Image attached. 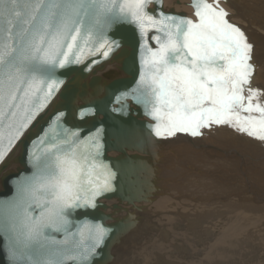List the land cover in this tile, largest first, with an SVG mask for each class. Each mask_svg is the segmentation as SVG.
Masks as SVG:
<instances>
[{"label":"snow or ice","instance_id":"obj_1","mask_svg":"<svg viewBox=\"0 0 264 264\" xmlns=\"http://www.w3.org/2000/svg\"><path fill=\"white\" fill-rule=\"evenodd\" d=\"M153 2L0 0V162L59 91L56 70L89 56L108 59L118 45L107 33L120 23L137 25L145 37L137 102L157 121V137L198 136L215 124L264 141V93L251 87L253 47L219 0H195L198 22L163 13L154 18L147 12ZM150 31L157 33L155 48L147 43ZM77 135L58 139L52 129L41 138L32 153L36 174L21 184L19 202L0 208V230L15 233L22 264H87L107 235L91 225L68 231V213L95 208L97 198L113 190L115 175L98 159L99 134L87 141ZM50 232L65 238L57 241Z\"/></svg>","mask_w":264,"mask_h":264},{"label":"water","instance_id":"obj_2","mask_svg":"<svg viewBox=\"0 0 264 264\" xmlns=\"http://www.w3.org/2000/svg\"><path fill=\"white\" fill-rule=\"evenodd\" d=\"M189 1L186 5L192 9L191 15L166 6V0H154L147 12L157 19L163 13L198 22L195 0ZM206 2L215 4L216 0ZM245 2L219 0V9L228 14L229 23L246 34L243 25L236 22L247 12ZM174 4L180 5L181 0H175ZM155 35L154 31L147 34L149 47L155 48ZM107 39L118 45L108 59L102 55L89 56L81 64L56 70L55 77L62 81L59 91L0 162V208H7L19 202L21 184L36 174L32 153L52 129L61 134L58 139L67 133L78 134L77 140L87 141L99 134L103 147L98 159L115 174L111 181L113 190L98 197L95 208L81 207L68 213L69 234L83 225L100 226L107 232L103 244L95 249L87 264H117L123 246L143 227L148 228L154 217L162 216L151 208L157 201L165 197L189 199L186 194L173 193L178 189L166 178L164 168L170 159L178 157L177 145L185 144L183 152L189 147H205L203 129L198 136L187 132L167 138L155 135L157 121L143 103L137 102V97L142 95L140 79L145 43L139 27L130 23L114 25ZM97 60L100 62L96 63ZM252 63L254 68L259 66ZM257 86L253 81L251 87L260 89ZM178 181L185 183L183 177ZM38 214L36 210L34 215ZM15 215L19 227L22 209ZM49 235L57 241L65 238L63 232ZM19 254L15 233L7 228L0 230V264H22Z\"/></svg>","mask_w":264,"mask_h":264},{"label":"rangeland","instance_id":"obj_3","mask_svg":"<svg viewBox=\"0 0 264 264\" xmlns=\"http://www.w3.org/2000/svg\"><path fill=\"white\" fill-rule=\"evenodd\" d=\"M174 2L175 0H166L167 6H172ZM184 7H186L187 10H185ZM183 10L189 13L192 11L187 5L183 6ZM262 76H264V74L258 75L255 72L253 81L254 84H257V87L261 89L256 90L264 93V83L263 79H261ZM260 101L261 104L264 105V96L259 98V102ZM203 131L206 138L204 139L206 140L205 143L204 141L203 143L208 146L207 149H194V147H192V150L191 147H189L187 150H189L191 154L189 151H186V154H183L182 152L185 151V149H183L185 144L180 146V150L177 145L175 149L178 150V157L172 158L164 168V170H166L164 172L166 178L170 183L172 182L171 185L178 184L176 186L178 191L173 193L179 195L184 193L183 195H188L189 199L173 200L169 197H165L159 200V203L157 202V204L154 205V208L156 212L162 213V216L154 217L150 221L148 228L143 227L134 239H131L123 246L119 251L120 257L117 264H264V210L253 211L249 209V205H251L249 204V200H256L254 196L255 194L262 195L261 198L264 199V141H261L254 136H249L243 131H237V129L229 125L213 124L209 128H204ZM251 149L252 151H257V154L254 151L251 152L255 153L253 155L256 158L250 153ZM195 150L198 151L196 152ZM225 152H228V154H225ZM240 152L242 154L241 156ZM193 153H196L197 156ZM192 154L193 156L191 157L190 155ZM256 155L261 156H258L259 161L257 160ZM180 156H182L181 160ZM243 156H246L247 158L249 156V158L247 159ZM231 157L234 160L228 159ZM202 159H204V161ZM206 159L208 162L205 161ZM218 159H227L232 161V163L228 162L231 165H227L228 167L225 168L223 164L227 162L223 161V166L221 167V164H215ZM213 163L215 166L212 165ZM239 163H241V165ZM177 167H179V169ZM217 167L219 168L217 169ZM176 169L180 171H175ZM209 169H212L214 173L212 170L211 172L213 174L209 172ZM235 169L237 170L234 172ZM169 170H172L171 172L174 174ZM167 173L177 176L174 178L173 175L171 176ZM169 176L173 178L171 179ZM181 177L186 180V183H180L178 181ZM227 177L229 180L226 179ZM194 183L197 185H194ZM182 184L184 187L181 186ZM179 188L182 190L180 189V191ZM189 188L190 190H186ZM243 201H246V203ZM263 206L261 205V207Z\"/></svg>","mask_w":264,"mask_h":264},{"label":"bare ground","instance_id":"obj_4","mask_svg":"<svg viewBox=\"0 0 264 264\" xmlns=\"http://www.w3.org/2000/svg\"><path fill=\"white\" fill-rule=\"evenodd\" d=\"M264 0H246V2H245V8H246V11L247 12H245V16H244V18L243 19H238V20H236V22L237 23H241L242 25H243V27L245 28V30L247 31L246 32V37L248 38V42L252 45V47H253V59H252V62L254 61V63H256V64H258L259 66H256L255 68V72L258 74V75H261V74H264V2H263ZM190 1L189 0H181V4L180 5H175V4H173L172 6H168V7H174L177 11H183V12H187V11H185V10H187L186 9V7H184L185 8V10H183V6H186V4L187 3H189ZM166 6H167V4H166ZM188 7V6H187ZM190 10V9H189ZM229 11H231V10H229ZM232 13H235L234 11H231ZM187 13H189V12H187ZM190 15L192 14V11L189 13ZM260 63V64H259ZM261 79H263V83H264V76H262L261 77ZM259 90H261V89H259ZM258 90V91H259ZM261 92V91H260ZM260 103H261V101H260ZM263 105V104H262ZM218 128V127H217ZM228 129V128H227ZM221 130H222V128H221ZM238 131V130H237ZM231 132V131H230ZM236 132V131H235ZM214 133V132H213ZM233 134V133H232ZM242 134H243V132H242ZM217 135H219V134H217ZM215 137V136H214ZM213 137V138H214ZM233 137V136H232ZM235 137V136H234ZM249 137V136H248ZM209 138V137H208ZM216 138V137H215ZM230 138V137H229ZM245 138V137H244ZM206 139V138H205ZM216 140H218V139H216ZM215 140V141H216ZM206 141V140H205ZM205 141H204V143H205ZM208 141V140H207ZM228 141V140H227ZM240 141V140H239ZM244 141V140H243ZM242 141V142H243ZM251 141V140H250ZM241 142V141H240ZM240 142H238V143H240ZM213 143V142H212ZM219 143H221V142H219ZM225 143V142H224ZM223 143V144H224ZM256 143V142H255ZM259 143V142H258ZM264 143V142H263ZM245 144V143H244ZM247 144V143H246ZM181 145H184V144H180V145H178L179 146V150H180V146ZM209 145V144H208ZM214 145H216V144H214ZM213 145V146H214ZM231 145V144H230ZM229 145V146H230ZM236 145V144H235ZM240 145V144H239ZM243 145V144H242ZM261 145V144H260ZM222 146V145H221ZM234 146V145H233ZM238 146V145H237ZM254 146V145H253ZM264 146V145H263ZM207 145H205V147H198V148H201L202 150L204 149V148H206L207 149ZM225 147H226V145H225ZM232 147V146H231ZM243 147V146H242ZM256 147V146H255ZM218 148V147H217ZM233 148V147H232ZM261 148V147H260ZM191 149H192V147H191ZM195 149V148H194ZM235 149H236V146H235ZM238 149H240V148H238ZM248 149V148H247ZM253 149V148H252ZM252 149H251V151H250V153L251 152H253L252 151ZM175 150H177V149H175ZM193 150V149H192ZM191 150V151H192ZM221 150V149H220ZM224 150V149H223ZM226 150V149H225ZM243 150V149H242ZM257 150V149H256ZM189 151V150H188ZM196 152L198 151V150H195ZM238 151H240V150H238ZM247 151V150H246ZM261 151V150H260ZM193 152V151H192ZM223 152V151H222ZM248 152V151H247ZM254 152H256V154H257V151H254ZM183 154H186L185 152H182ZM181 153V154H182ZM189 153H190V151H189ZM203 153V152H202ZM259 153V152H258ZM264 153V152H263ZM182 154V155H183ZM191 154V153H190ZM193 154H196V153H193ZM193 154L192 155H190L191 157L193 156ZM225 154H228V152H225ZM243 154H246V153H243ZM252 155L253 154H255V153H251ZM262 154V153H261ZM260 154V155H261ZM242 154H241V152H240V156H241ZM250 155V154H249ZM252 155H250L251 157H253ZM260 155H256L257 156V160H258V156H260ZM188 156H189V154H188ZM195 156H197V154L195 155ZM183 157H184V155H183ZM214 157V156H213ZM244 157V156H243ZM246 157V156H245ZM244 157V158H245ZM255 157V156H254ZM253 157V158H254ZM261 157V156H260ZM189 158V157H188ZM226 158V157H225ZM247 158V157H246ZM248 158H249V156H248ZM247 158V159H248ZM252 158V159H253ZM256 158V157H255ZM264 158V157H263ZM192 159V158H191ZM217 159V158H216ZM223 159V158H222ZM229 160H234L232 157L231 158H228ZM171 160V159H170ZM169 160V161H170ZM192 160H194V159H192ZM191 160V161H192ZM203 161H204V159H202ZM219 160V159H218ZM218 160H217V162H215V164H217V165H220L221 164V167L224 165V167L226 168V167H228L227 165H231L230 163H228V162H231L232 163V161H229V160H219V162H218ZM236 160H237V158H236ZM239 160V159H238ZM250 160V159H249ZM205 161H207L208 162V160L206 159ZM212 161V160H211ZM211 161H209V162H211ZM223 161H225V162H227V163H225V164H223ZM242 161V160H241ZM259 161V160H258ZM190 162V161H189ZM222 162V163H221ZM245 162V161H244ZM247 162V161H246ZM249 162V161H248ZM251 162H253V161H251ZM183 163V162H182ZM182 163H181V165H182ZM194 163V162H193ZM206 163V162H205ZM212 163V162H211ZM238 163V162H237ZM236 163V164H237ZM243 163V162H242ZM258 163V162H257ZM259 163H262V162H259ZM184 164V163H183ZM194 164H196V163H194ZM215 164L213 163L212 165H214L215 166ZM223 164V165H222ZM240 165H241V163H239ZM250 164V163H249ZM256 164V163H255ZM193 165V164H192ZM197 165V164H196ZM210 165V164H209ZM232 165H234V164H232ZM257 165V164H256ZM263 165H264V161H263ZM169 166V165H168ZM190 166V165H189ZM188 166V167H189ZM211 166V165H210ZM209 166V167H210ZM248 166V165H247ZM184 167H186V166H184ZM192 167V166H191ZM212 167V166H211ZM210 167V168H211ZM220 167V168H221ZM257 167V166H256ZM178 169H179V167H177ZM193 168V167H192ZM196 168V167H195ZM212 168H214V167H212ZM216 168V167H215ZM219 167H217V169H218ZM264 168V167H263ZM167 169V168H166ZM174 169V168H173ZM178 169H176L175 171H177ZM181 169V168H180ZM197 169V168H196ZM216 169V170H217ZM255 169V168H254ZM183 170V169H182ZM195 170V169H194ZM198 170V169H197ZM210 170V169H209ZM212 170V169H211ZM211 170L209 171V172H211ZM231 170V169H230ZM237 169H235L234 170V172L236 171ZM261 170V169H260ZM166 170H164V172H165ZM170 172L172 171V170H169ZM178 171H180V170H178ZM218 171V170H217ZM220 171V170H219ZM222 171V170H221ZM227 171V170H226ZM183 172V171H182ZM181 172V173H182ZM212 172H213V170H212ZM211 172V173H212ZM239 172V171H238ZM250 172V171H249ZM171 173H173V172H171ZM176 173V172H175ZM178 173V172H177ZM214 173V172H213ZM212 173V174H213ZM224 173H225V171H224ZM240 173H241V171H240ZM168 174V173H167ZM174 174V173H173ZM172 174V175H173ZM227 174V173H226ZM237 174V173H236ZM242 174V173H241ZM259 174V173H258ZM168 175H171V174H168ZM171 175V176H172ZM209 175H210V173H209ZM215 175V174H214ZM228 175V174H227ZM226 175V176H227ZM235 175V174H234ZM261 175V174H260ZM174 176V175H173ZM175 176H177V175H175ZM174 176V178H176ZM192 176H194V175H192ZM196 176H197V174H196ZM213 176V175H212ZM221 176H224V175H221ZM229 176V175H228ZM237 176H239V175H237ZM250 176V175H249ZM249 176H247V177H249ZM259 176V175H258ZM170 177V176H169ZM179 177V176H178ZM185 177V176H184ZM200 177V176H199ZM230 177H234V176H230ZM229 177V178H230ZM255 177V176H254ZM171 178V177H170ZM169 178V179H170ZM173 178V177H172ZM171 178V179H172ZM182 178V177H181ZM186 178V177H185ZM213 178V177H212ZM222 178V177H221ZM239 178V177H238ZM238 178H237V180H238ZM253 178V177H252ZM257 178V177H256ZM178 179V178H177ZM176 179V180H177ZM220 179V178H219ZM227 180H229L228 179V177L226 178ZM221 180V179H220ZM230 180H233V179H230ZM186 181V180H185ZM251 181V180H250ZM255 181V180H254ZM258 181V180H257ZM223 182V181H222ZM239 182V181H238ZM241 182V181H240ZM245 182V181H244ZM179 183V182H178ZM186 183V182H185ZM257 183V182H256ZM196 183H194V185H195ZM224 184V183H223ZM178 185V184H177ZM177 185H173V186H177ZM188 185V184H187ZM197 185V184H196ZM227 185V184H226ZM181 186H183V184L181 185ZM189 186V185H188ZM192 186H193V184H192ZM219 186V185H218ZM229 186V185H228ZM184 187V186H183ZM186 187V186H185ZM190 187V186H189ZM230 187V186H229ZM241 187V186H240ZM259 187V186H258ZM190 188H192V187H190ZM190 188L189 189H186V190H190ZM217 188V187H216ZM221 188V187H220ZM234 188V187H233ZM244 188V187H243ZM181 188H179V190H180ZM185 189V188H184ZM183 189V190H184ZM208 189V188H207ZM213 189V188H212ZM215 189V188H214ZM225 189V188H224ZM238 189V188H237ZM242 189V188H241ZM182 190V189H181ZM180 190V191H181ZM185 190V191H186ZM198 190V189H197ZM247 190V189H246ZM200 191V190H199ZM202 191V190H201ZM203 192V191H202ZM218 192V191H217ZM216 192V193H217ZM232 192V191H231ZM252 192V191H251ZM224 193H225V191H224ZM237 193V192H236ZM235 193V194H236ZM184 194V193H183ZM182 194V195H183ZM230 194V193H229ZM238 195V194H237ZM242 195V194H241ZM254 195V194H253ZM264 195V194H263ZM211 196V195H210ZM225 196V195H224ZM255 196V198H256V200H254V201H252V200H249V204H251V205H249L250 207H249V209H251V210H264V199H262L261 197H262V195L260 196V194H255L254 195ZM208 197V196H207ZM206 197V199L208 200V198ZM216 197V196H215ZM214 197V198H215ZM239 197V196H238ZM202 198V197H201ZM242 198V197H241ZM163 199V198H162ZM205 199V198H204ZM161 200V199H160ZM218 200V199H217ZM224 200V199H223ZM229 200V199H228ZM233 200V199H232ZM215 201V200H214ZM237 201V200H236ZM158 202V201H157ZM157 202L155 203V204H157ZM209 202V201H208ZM243 202H245L246 203V201H243ZM159 203V202H158ZM161 203V202H160ZM247 203H248V201H247ZM154 204V205H155ZM162 204V203H161ZM227 204V203H226ZM154 205L151 207L154 211H156L155 210V208H154ZM246 205V204H245ZM261 205L263 206V207H261ZM229 206V205H228ZM231 207V206H230ZM240 207V206H239ZM237 208V207H236ZM247 208V207H246ZM163 209V208H162ZM235 209V208H234ZM241 210V209H240ZM178 211V210H177ZM169 213V212H168ZM209 214V213H208ZM210 216V215H209ZM244 216V215H243ZM202 217V216H201ZM165 218V217H164ZM173 218V217H172ZM184 218V217H183ZM189 219V218H188ZM240 219V218H239ZM203 222V221H202ZM237 225V224H236ZM151 227V226H150ZM194 227V226H193ZM228 231H230V230H228ZM227 232V231H226ZM232 233H234V232H232ZM167 234V233H166ZM229 234V233H228ZM170 235V234H169ZM226 236H227V234H226ZM182 249V248H181Z\"/></svg>","mask_w":264,"mask_h":264}]
</instances>
